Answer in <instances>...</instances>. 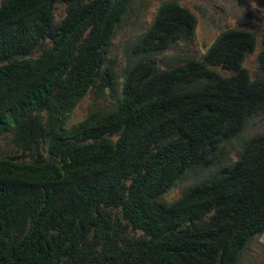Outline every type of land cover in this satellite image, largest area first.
<instances>
[{"label": "trees", "instance_id": "obj_1", "mask_svg": "<svg viewBox=\"0 0 264 264\" xmlns=\"http://www.w3.org/2000/svg\"><path fill=\"white\" fill-rule=\"evenodd\" d=\"M133 1L0 0V104L29 115L22 121L23 140L15 143L38 139L28 148L30 155L38 162L66 160L72 177L97 167L103 198L112 166L143 158L153 148L149 142L132 145L161 112V129L171 134L174 152L129 183L124 216L138 208L132 222L136 234L122 238L129 253L120 264H240L243 250L264 233V31L253 73L243 62L256 36L242 22L220 32L199 57L161 56L191 40L196 28L187 7L163 1L149 26L130 39L132 56L125 57L119 82L106 50ZM56 4H63L66 14L59 21ZM88 92L108 105L69 125ZM10 117L0 115V129ZM252 124L259 130L243 137ZM44 138L51 143L47 156L40 148ZM149 160L137 161L135 173ZM188 162V171L203 175V182L167 201L165 193ZM12 166L0 160V174ZM47 178L63 205L75 199L76 187L59 170ZM64 213L73 264H110L105 244L119 227L100 212L94 219L97 231L90 233L68 210ZM37 217L36 237L44 232ZM11 229L2 233L9 239L0 243V254L23 262L32 255L31 244L26 236L6 234Z\"/></svg>", "mask_w": 264, "mask_h": 264}, {"label": "clouds", "instance_id": "obj_2", "mask_svg": "<svg viewBox=\"0 0 264 264\" xmlns=\"http://www.w3.org/2000/svg\"><path fill=\"white\" fill-rule=\"evenodd\" d=\"M65 15L64 12L63 17ZM7 24L12 30L9 18ZM106 59L108 60V57ZM159 65L164 67L160 63ZM30 71L32 70L29 69L27 72ZM121 77L123 79V76ZM19 86L24 87L20 84ZM5 105L7 104H0V115L4 113L11 117L3 129H0V160L7 159L13 166L6 174H0V243L9 239L2 233L8 228H12L6 234L26 236L31 244L29 251L32 250V255L26 256L25 261L19 262L7 255L0 254V264H23L25 262L29 264H73L76 260L71 258L73 241L67 237L69 223L64 213L65 210L76 217L90 233L97 231L94 219L100 212L108 217L111 226L119 227L118 231L109 235L106 240L105 257L110 264H120L129 253L122 245V238L124 235L136 234V230L132 228V222L135 220L138 208L133 214L124 216V210L129 203V183L131 180L142 179L147 170L153 169L155 161L160 156L174 152L170 144L171 134L161 129V112L155 121L145 123L143 130L146 134L139 143L132 145L140 147L145 142L152 144L153 148L143 157L150 159L146 168L135 173V163L143 158L138 160L122 159L116 162L111 168V180L105 187V196L102 198L101 193L97 190V167L91 168L84 176L72 177L69 174L66 160L38 162L30 155L28 148H34L38 139L22 146L17 145L16 140H23L22 121L29 115ZM205 123L209 125V122L205 121ZM50 146V140L44 138L40 144V148H44L42 152L44 156H47L46 151ZM188 167L189 162L182 175L175 180V185L188 177H193L194 181L186 186L175 199L181 197L185 190L204 180L203 175L188 171ZM58 170L63 178L70 180L76 187L75 199L66 205L61 203L47 178V174L55 173ZM37 216L40 217L44 232L36 237L33 235L32 227ZM80 264L104 263L80 261Z\"/></svg>", "mask_w": 264, "mask_h": 264}, {"label": "rangeland", "instance_id": "obj_3", "mask_svg": "<svg viewBox=\"0 0 264 264\" xmlns=\"http://www.w3.org/2000/svg\"><path fill=\"white\" fill-rule=\"evenodd\" d=\"M166 0H134L128 7L126 15L114 31V37L107 47L106 56L112 61L117 71V80L122 77L119 71L123 69L127 56L130 39L143 32L154 18L158 7ZM187 7L196 17L194 37L187 42H178L165 51L161 56H196L199 57L213 43L221 31L235 28L244 23L243 27L251 30L256 36V46L244 60L243 64L253 73L256 70V55L262 47L260 37L264 31V0H176ZM55 19L60 20L64 15V6H55ZM242 22V23H239ZM128 53H125V52ZM126 57V58H125ZM163 65L161 62H159ZM96 95L88 92L77 104L71 114L68 124H73L84 118L90 110L108 105L107 101L97 99ZM259 127L253 124L242 134L249 137ZM194 181L188 177L179 181L166 194L167 200L177 198L182 190ZM240 264H264V233L255 237L243 250Z\"/></svg>", "mask_w": 264, "mask_h": 264}]
</instances>
